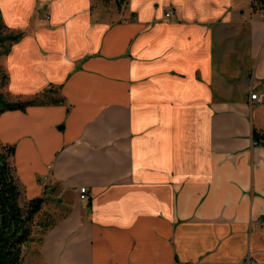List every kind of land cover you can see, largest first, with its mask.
<instances>
[{
    "label": "crops",
    "instance_id": "obj_1",
    "mask_svg": "<svg viewBox=\"0 0 264 264\" xmlns=\"http://www.w3.org/2000/svg\"><path fill=\"white\" fill-rule=\"evenodd\" d=\"M0 22L2 92L39 100L0 145L20 204L54 205L20 264H264V7L0 0Z\"/></svg>",
    "mask_w": 264,
    "mask_h": 264
},
{
    "label": "trees",
    "instance_id": "obj_2",
    "mask_svg": "<svg viewBox=\"0 0 264 264\" xmlns=\"http://www.w3.org/2000/svg\"><path fill=\"white\" fill-rule=\"evenodd\" d=\"M251 6L254 10L261 9L264 7V0H253ZM21 35V32H7L0 22V53H7ZM6 78L0 67V80L4 81ZM38 102V97L10 101L0 92V114L6 110H24ZM252 136L257 144L264 145V132L260 134L254 130ZM13 154V146L0 145V264H20L23 248L31 240L28 226L45 201L43 197H36L28 200L24 206L20 204V187L10 162Z\"/></svg>",
    "mask_w": 264,
    "mask_h": 264
},
{
    "label": "rangeland",
    "instance_id": "obj_3",
    "mask_svg": "<svg viewBox=\"0 0 264 264\" xmlns=\"http://www.w3.org/2000/svg\"><path fill=\"white\" fill-rule=\"evenodd\" d=\"M50 2L49 1H37V4H35V10H38V13H35V17L40 19H43L45 21L49 20V10H50ZM1 51V48H0ZM4 55H2V53H0V60L3 58ZM4 81L0 80V92H2V89H4ZM4 94V93H3ZM5 95V94H4ZM5 97L7 98V96L5 95ZM22 205V204H21ZM24 206V205H22ZM43 207V206H42ZM52 207H54V205H48L47 208H45V210H43L42 212L37 213L36 215H34L33 220L31 221V223L29 224V229H30V235H32L34 233V231L37 228V223H35V221L40 222V220H42L44 218V215L47 214L48 211H50L52 209ZM47 209V210H46ZM38 216V219H36V217Z\"/></svg>",
    "mask_w": 264,
    "mask_h": 264
},
{
    "label": "built area",
    "instance_id": "obj_4",
    "mask_svg": "<svg viewBox=\"0 0 264 264\" xmlns=\"http://www.w3.org/2000/svg\"><path fill=\"white\" fill-rule=\"evenodd\" d=\"M250 2H253V0H250ZM165 16L170 18L171 17V10L170 9H167V11L165 12ZM251 100H256V101H259V96H258V93L256 92H253L250 94V97H249ZM87 198V189L86 187H80L79 190H78V200L79 201H85ZM260 224H263L264 221H259Z\"/></svg>",
    "mask_w": 264,
    "mask_h": 264
}]
</instances>
